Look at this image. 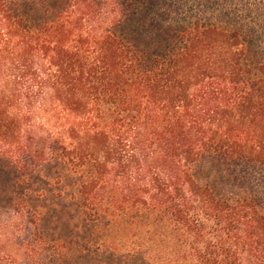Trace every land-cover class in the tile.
<instances>
[{"label": "trees", "instance_id": "trees-1", "mask_svg": "<svg viewBox=\"0 0 264 264\" xmlns=\"http://www.w3.org/2000/svg\"><path fill=\"white\" fill-rule=\"evenodd\" d=\"M112 1L123 16L134 3ZM95 2L64 0L39 23L0 10V107L49 93L78 121L68 134L70 157L106 159L128 144L138 205L117 216L146 219L154 242L159 231L151 264H264V215L255 203L223 199L191 173L204 155L264 164V63L248 62L238 33L201 18L151 55L89 26ZM182 3L191 11L214 4ZM92 173L80 189L84 202L96 190H87L98 178ZM101 215L97 208L91 217Z\"/></svg>", "mask_w": 264, "mask_h": 264}, {"label": "rangeland", "instance_id": "rangeland-1", "mask_svg": "<svg viewBox=\"0 0 264 264\" xmlns=\"http://www.w3.org/2000/svg\"><path fill=\"white\" fill-rule=\"evenodd\" d=\"M182 1L132 0L135 4L123 16L112 0H96L89 26L116 32L153 55L166 49L182 24L201 18L238 33L248 62L264 63V0H184L195 7L214 3L201 11H191ZM2 2L6 6L0 4V10H12L33 23L47 20L64 4ZM9 100L0 107V264H151L159 253L151 248L160 246L159 231L154 242V228L146 219L124 214L138 205L128 144L120 142V151H111L106 159L79 151L70 157L65 150L71 144L68 134L78 121L55 105L49 93L24 104L19 97ZM118 159L122 165L115 166ZM94 171L98 178L87 190L96 188L91 193L95 200L84 202L80 189ZM191 173L217 196L251 200L264 215V164L204 155ZM97 208L101 219L91 217ZM136 248L142 249L140 255L133 252Z\"/></svg>", "mask_w": 264, "mask_h": 264}]
</instances>
